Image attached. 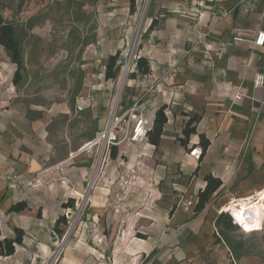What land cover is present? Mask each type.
I'll return each mask as SVG.
<instances>
[{"label":"crops","instance_id":"0c3cea01","mask_svg":"<svg viewBox=\"0 0 264 264\" xmlns=\"http://www.w3.org/2000/svg\"><path fill=\"white\" fill-rule=\"evenodd\" d=\"M143 1L136 0L131 11L130 0H96L97 45L103 54L109 52L105 62L131 43L138 58L149 60L150 72L133 74L128 82L126 109L139 100L151 125L156 111L167 105L161 145L156 148L146 139L136 143L145 141L160 150L164 160L177 163L182 179L190 178L187 195L171 210L173 227L184 224L185 236L194 237L180 249V257L205 249L211 264H263L264 229L244 232L233 222L224 229L216 221L230 200L264 188V86L254 85L256 73H264V45L233 40L236 35L254 37L264 31V0H148L139 24ZM5 58L10 59L0 45V61ZM135 67L136 62L133 71ZM99 76L103 79L105 72ZM237 91L244 95L241 100L235 99ZM6 101L0 95V105ZM192 116L199 117L197 133L186 148L178 139ZM202 133L210 145L200 158ZM49 146L41 121L26 119L7 105L0 107L2 237H13L17 228L24 230L15 253L1 256L0 264H48L59 235L54 227L66 210L63 203L85 187V159L78 157L79 167L68 165L72 152L68 159L54 161ZM205 173L220 178L222 185L196 213ZM13 176L19 178L16 187ZM20 201L28 207L10 212Z\"/></svg>","mask_w":264,"mask_h":264},{"label":"rangeland","instance_id":"374dc122","mask_svg":"<svg viewBox=\"0 0 264 264\" xmlns=\"http://www.w3.org/2000/svg\"><path fill=\"white\" fill-rule=\"evenodd\" d=\"M147 1L139 9V24ZM95 4L0 0L1 13L16 27L24 58L18 85L12 82L16 64L9 58L0 61V95L7 99L0 107L7 105L9 111L14 108L26 119L42 122L54 161L73 152L67 164L79 167L81 157L88 168L83 191L63 212L67 224L61 225L64 232L56 236L48 264H211L205 249L180 257V249L194 237L185 236L184 224H172L171 210L187 195L190 181L179 176L176 162L164 160L161 151L145 141L122 143L114 158V147L109 152L99 146L79 152L115 113L126 109L134 74L131 43L120 50L118 76L99 79L109 52L103 54L97 45Z\"/></svg>","mask_w":264,"mask_h":264},{"label":"trees","instance_id":"16d2710c","mask_svg":"<svg viewBox=\"0 0 264 264\" xmlns=\"http://www.w3.org/2000/svg\"><path fill=\"white\" fill-rule=\"evenodd\" d=\"M22 5V1L20 2ZM131 11L135 9L136 0H130ZM21 7V6H20ZM154 22L152 23V26ZM0 45H2L10 57L11 61L17 65V69L14 73L13 82L15 85H18L23 80V67H24V58L22 53V48L20 46L19 40L17 38V30L12 21L6 20L3 14L0 11ZM120 51H117L115 54H110L107 59V64L105 68V77L107 79L116 78L119 74L121 68L120 62ZM150 72V63L149 60L145 57H139L136 61V67L134 75L140 73L146 75ZM198 116H192L185 124L182 132L183 136L179 137V142L182 146L188 148L190 144L191 136L197 133L196 123L198 122ZM168 122L167 115V105H162L155 113L154 120L150 125L146 140L153 144L156 148L161 145L162 134L164 128ZM199 145L202 147L200 158H202L210 145L209 138L205 134H200ZM116 147L111 152V156L114 158L116 156ZM198 170L194 172L197 173ZM206 185L198 193V201L195 206V212L198 213L202 211L207 204L211 201L214 193L218 191L222 185L220 178L215 177L212 173H205L203 175ZM75 199L70 198L67 202L63 203L64 208L72 207L74 205ZM28 207L27 202L20 201L12 205L10 212H20ZM218 226L222 228L232 227V221L230 216L227 213H221L216 221ZM62 224H67V219L64 214H62L56 221L54 230L59 235L63 234V229L61 228ZM24 237V230L17 228L15 230V235L13 237H2L1 225H0V257L9 256L15 253L16 246L21 244Z\"/></svg>","mask_w":264,"mask_h":264},{"label":"built area","instance_id":"2783aa9c","mask_svg":"<svg viewBox=\"0 0 264 264\" xmlns=\"http://www.w3.org/2000/svg\"><path fill=\"white\" fill-rule=\"evenodd\" d=\"M234 41L247 42L252 47H259L264 45V31H259L254 37H244L236 35L233 37ZM134 63L137 61L138 56L134 55ZM173 65V64H172ZM171 65V66H172ZM129 68V64L127 65ZM126 66V67H127ZM254 85L256 87L264 86V73L258 71L255 75ZM243 93L237 91L235 95L236 100L243 98ZM150 127L149 121L144 116L140 101L136 100L129 108L125 109L122 113H115L109 121L106 122L105 126L101 128L97 135L90 141L85 143L79 151L93 147H101L102 150L109 152L113 147H119L122 143H136L146 139L147 131ZM195 152V149L192 153ZM12 185L16 187L19 183L17 176L12 177ZM232 207V208H231ZM231 208V209H229ZM244 214L248 211H256L253 215L262 214V224L259 229L252 231H260L264 229V188L246 197L234 198L230 200L225 206L220 209V212L227 213L233 224L237 225L240 230L246 231L244 225L238 220V216L235 211ZM250 215L248 212L246 213ZM264 264V262H263Z\"/></svg>","mask_w":264,"mask_h":264},{"label":"bare ground","instance_id":"6f19581e","mask_svg":"<svg viewBox=\"0 0 264 264\" xmlns=\"http://www.w3.org/2000/svg\"><path fill=\"white\" fill-rule=\"evenodd\" d=\"M127 71H128V66H127V68H125V71L123 73L124 76H126ZM231 208H229V209H231ZM234 212L238 216V220L242 223V225H244L246 231H252L255 229H259L261 227V224H262V214L261 213L256 214V216H254L253 214L256 211H248L247 210L244 214H241V212L237 213L236 210ZM247 212L250 214L249 216L246 214Z\"/></svg>","mask_w":264,"mask_h":264}]
</instances>
